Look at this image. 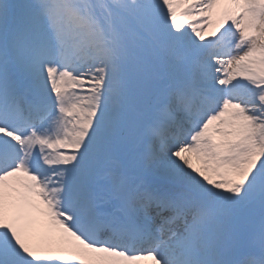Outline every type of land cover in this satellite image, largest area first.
<instances>
[{
	"label": "snow or ice",
	"instance_id": "obj_1",
	"mask_svg": "<svg viewBox=\"0 0 264 264\" xmlns=\"http://www.w3.org/2000/svg\"><path fill=\"white\" fill-rule=\"evenodd\" d=\"M145 262L264 264V0H0V264Z\"/></svg>",
	"mask_w": 264,
	"mask_h": 264
},
{
	"label": "rangeland",
	"instance_id": "obj_2",
	"mask_svg": "<svg viewBox=\"0 0 264 264\" xmlns=\"http://www.w3.org/2000/svg\"><path fill=\"white\" fill-rule=\"evenodd\" d=\"M213 31H215V27L210 28V29H207V30L205 31V36H206V38H209L210 35H211V32H213ZM194 163H195V161H194ZM145 264H146V263H145Z\"/></svg>",
	"mask_w": 264,
	"mask_h": 264
}]
</instances>
